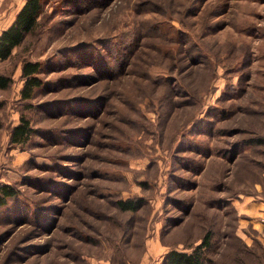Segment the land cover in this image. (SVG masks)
Here are the masks:
<instances>
[{
  "label": "rangeland",
  "instance_id": "1",
  "mask_svg": "<svg viewBox=\"0 0 264 264\" xmlns=\"http://www.w3.org/2000/svg\"><path fill=\"white\" fill-rule=\"evenodd\" d=\"M0 73V264H264V0H44Z\"/></svg>",
  "mask_w": 264,
  "mask_h": 264
},
{
  "label": "trees",
  "instance_id": "2",
  "mask_svg": "<svg viewBox=\"0 0 264 264\" xmlns=\"http://www.w3.org/2000/svg\"><path fill=\"white\" fill-rule=\"evenodd\" d=\"M44 0H25L19 10L16 12L10 24L0 31V61L6 60L12 54L14 48L19 46L24 40L26 34L32 32L38 24V17L42 12ZM40 70L38 61H24L21 65V76L23 83L20 88L22 99L32 98L35 89L41 86V79L37 75ZM10 82L9 77L0 73V88H5ZM34 132L28 119L24 115L19 116L17 124L10 130V142L15 145H21L27 141ZM17 189L10 184H0V207L4 206L7 199L15 196ZM168 264H177L182 261L183 264H189L196 261L192 253L179 251H170L167 256Z\"/></svg>",
  "mask_w": 264,
  "mask_h": 264
},
{
  "label": "crops",
  "instance_id": "3",
  "mask_svg": "<svg viewBox=\"0 0 264 264\" xmlns=\"http://www.w3.org/2000/svg\"><path fill=\"white\" fill-rule=\"evenodd\" d=\"M240 211H248L253 214L254 218L251 220L252 226L258 231V235L264 239V223L260 222V216L264 215V200L263 199H251L240 202Z\"/></svg>",
  "mask_w": 264,
  "mask_h": 264
},
{
  "label": "built area",
  "instance_id": "4",
  "mask_svg": "<svg viewBox=\"0 0 264 264\" xmlns=\"http://www.w3.org/2000/svg\"><path fill=\"white\" fill-rule=\"evenodd\" d=\"M260 222L264 223V216L260 217Z\"/></svg>",
  "mask_w": 264,
  "mask_h": 264
}]
</instances>
